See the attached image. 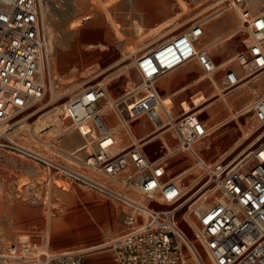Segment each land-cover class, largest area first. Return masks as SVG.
Returning a JSON list of instances; mask_svg holds the SVG:
<instances>
[{"label": "built area", "instance_id": "obj_1", "mask_svg": "<svg viewBox=\"0 0 264 264\" xmlns=\"http://www.w3.org/2000/svg\"><path fill=\"white\" fill-rule=\"evenodd\" d=\"M66 1L0 0V124L9 126L0 129V140L17 123L12 121L18 113L38 105L46 95L48 81L42 78V67L54 55L55 44L44 9L63 8ZM228 2L239 17V30L248 33L250 40L236 60L264 74V11H254L249 0ZM203 35L204 26L197 22L142 54L135 65L143 82L115 104L122 115L125 104L127 120L147 116L155 130L178 139V149L193 156L191 167L203 181L197 190L212 184L220 191L221 199L197 215L192 237L180 223L184 193L170 176L166 161L150 159L141 142L117 151L116 135L102 117L103 85L86 88L66 104L76 128L93 123L98 131L92 151L83 154L86 147L73 152L59 148L51 157L14 140L6 144L18 155L50 172L62 173L72 183L123 208L126 230L108 244L118 264H188V253L199 264H208L204 255L209 264H264V142L237 162H208L197 149L209 135L199 113L186 111L183 104L180 116L171 115L157 88L163 76L193 61L206 74L218 72L214 57L198 46ZM241 81L239 72L226 69L220 80L222 91L235 90ZM249 111L264 125V80L263 92ZM88 252H53L26 241L20 247L11 246L5 258L24 264H88Z\"/></svg>", "mask_w": 264, "mask_h": 264}, {"label": "rangeland", "instance_id": "obj_2", "mask_svg": "<svg viewBox=\"0 0 264 264\" xmlns=\"http://www.w3.org/2000/svg\"><path fill=\"white\" fill-rule=\"evenodd\" d=\"M91 1L67 0L63 8L46 7L44 9V18L55 44L54 56L57 55V49L61 44H64L65 52L61 58L62 65L57 70H52V76H49L44 99L38 105L18 113L12 122L21 118L25 120L21 124L17 122L10 125L11 128L5 137L0 140V255L6 256L13 245L20 247L24 243L21 242L24 240L22 239L24 236H28V241L37 246L58 252L86 249L91 245L110 241L126 230L125 215L120 205L72 183L62 173L48 171L6 146L10 140H14L51 157H55V150L59 148L67 152L71 151L73 147L67 146L65 143L63 129L55 133L48 130L43 131L42 138L34 132L36 127L50 122V118L60 113L63 115L59 116L66 117L64 126L66 128L72 122L67 115L66 104L76 94L84 92L90 86L101 84L106 90V97L102 99L100 106L105 108V113L108 111L120 113L115 109L114 104L121 101L125 97V92L130 88L143 82L135 65L136 59L170 36L186 30L197 22L205 24L206 35L201 41L205 47L222 36H213L211 27L229 13L234 17L230 20L231 29H236L237 34L223 44L219 51L215 52L214 49L211 55L217 62L232 57L235 59L227 66L218 69V77L223 78L225 70L228 68L240 71L242 90L247 92L243 97L234 101V107L253 105L263 92L264 74L258 75L259 71L250 67H241L236 60L237 54L246 49L245 40L248 38V33L239 30L238 16L229 5L228 0H222L223 2L221 0H148L152 4H162L161 7L164 11L162 15L169 10L162 18L160 15L157 17L160 19L151 21L145 20L143 14L140 13L144 6L148 7V3L144 0H101L104 2L102 4L108 5L115 21L121 24L125 39L120 42H118L115 30L105 11L103 9L100 11L94 3L91 4ZM218 1H221L220 4ZM76 2L81 6H78ZM249 4L254 11H262L264 8V0H249ZM76 20H82L83 27L78 26L75 29H70V25ZM162 22L166 23L161 29L148 33ZM139 23L144 27L142 32L138 31L136 26ZM96 24L103 26L108 32L107 48H103L101 45L90 46L88 45L91 41L89 36L82 37L85 29ZM167 24L168 26L164 27ZM170 30H172L171 33L163 36ZM132 45H137L139 50L133 55H130L129 52L130 56L125 58L127 47ZM127 65L129 67H126ZM189 66L199 67L203 73L196 61L177 69L176 73ZM164 78L160 79V82ZM203 83L207 85L208 90L197 100L199 106L195 104L196 106L191 110L186 108V111L198 110L197 113L209 127V135L205 140L209 139L212 142V147L210 149L203 148L201 153L208 162L218 161L226 164L237 162L264 142V125H259L254 113L248 111L243 114L244 116L224 125L217 132H213V122L228 115V108H223L220 104L222 94L228 92L222 91L219 83V87H217L208 79ZM254 88H257V93L253 90ZM218 90L220 92L217 96L206 100L211 93ZM239 90L236 88L232 93ZM189 92L182 93L180 97L189 95ZM251 92L252 94H249ZM210 102H213V105L206 108ZM177 107L179 108V106ZM121 108H124V115L121 116V119L124 120L126 117L125 104ZM214 109H219V114L213 118L211 112ZM22 124H24V128H21ZM7 127H9L7 124H0V129ZM76 129L78 130V128ZM261 135L263 137L250 151L244 150ZM32 136L40 139H33ZM83 140L80 139V141ZM45 141H49L50 145H46ZM155 145L159 147V154L166 153V149L159 141ZM171 145L173 148L176 147L178 139L171 138ZM149 146L154 148V146ZM149 146L147 147L149 148ZM91 149L93 150V148ZM180 154L181 152L176 151L164 159L170 164V167L173 165L170 176L183 168V166L178 169L174 168L180 164ZM61 160L66 161L64 157ZM193 163L194 158L190 156L186 165ZM197 175L198 172L195 170L191 176L185 179V183H188L191 178H196ZM202 182L200 181L196 189ZM210 188H213L212 184L204 190ZM136 196L140 195L136 194ZM197 198H192L179 211L180 223L190 237L193 236L195 226L187 223L184 212L190 210V205ZM186 199L188 197L184 196V201ZM215 202L213 197L207 207L212 206ZM191 215L198 222L194 212ZM88 251V264H118L108 245ZM188 256L190 258L189 253ZM189 258L187 257L188 264H199L195 258ZM0 264L10 263L6 261L5 257H0Z\"/></svg>", "mask_w": 264, "mask_h": 264}, {"label": "bare ground", "instance_id": "obj_3", "mask_svg": "<svg viewBox=\"0 0 264 264\" xmlns=\"http://www.w3.org/2000/svg\"><path fill=\"white\" fill-rule=\"evenodd\" d=\"M221 1H218V3L220 4ZM92 3H94L96 7H99L98 9L100 11L102 9L105 11L108 19L111 21L112 26H113V28L115 30L114 32H115V34L117 36V39L119 40L118 42H120L121 40H124L125 39V35H124L123 31L121 30V24L119 22H116L115 21L113 14L108 9V5L102 4L104 2H102L101 0H92L91 1V4ZM76 4L78 6H81V4H79L77 2H76ZM262 11H264V8H263ZM231 19H234V17H233V15L231 13H229V14L225 15V17L221 20V22L224 21V22L230 23V20ZM81 22H82V20L73 21L72 24L70 25V29H75L78 26H82L83 24ZM136 26L138 27V31H141L142 32L144 30V27L140 23L137 24ZM164 27H166V26H164ZM51 29H52V27H51ZM159 29H161V28H159ZM158 30H155V31H158ZM148 33H152V31L151 32H148ZM166 33H164L163 36L166 35ZM236 34H237L236 29H230L224 35L219 36L218 38H216L215 41L212 40L213 42L212 43H209V45L205 46L204 48H206L209 51L210 54H211L212 51H214V49H215V52L216 51H219L220 50L219 48L222 47V45L225 44L227 41H229L230 39H232ZM86 35H88L89 36V39L91 40L88 43V45H90V46L101 45L103 48H107L108 47L109 36H108V32L103 28V26H101L99 24H96V25L90 27L89 29L88 28L85 29L84 30V35L82 37L85 38ZM103 41H105V42H103ZM245 41L248 44L250 43L249 38H247ZM127 50L128 51H125V58L129 57L130 55L135 54L139 50V48L137 47V45L136 46L135 45H132V46H128L127 47ZM64 52H65L64 44H61L59 46V48L57 49V55H55V56L53 55L54 58L52 56L51 59L49 60V62L46 63L44 65V67H42V78L43 79H45L46 81H48L49 80V76L50 77L52 76V70H57L62 65L61 58H62V55L64 54ZM129 52L131 53L130 55L128 54ZM52 58H53V60H52ZM234 59H235V57L221 60V61L218 62V65H219L218 67L219 68L225 67V66H227ZM126 67H129V65H127ZM258 75H261V73H259ZM209 76H211V75H209ZM207 77H208L207 74L200 73L199 75H197L196 79L197 80H200V81H204V80H206ZM213 85H216L217 87H219L218 86V81L215 78H213ZM242 86L243 85L240 84L237 87V89H240V90L237 91V92H235V93H232L230 91L228 93L222 94V99L220 98L221 99L220 100V102H221L220 104L222 105L223 108H225V107L228 108V115L226 117H224L223 119L216 120V121L213 122V124H212V130H213V132H217L224 125H227L230 122L238 119L240 116H242L243 114H245L246 112H248L251 109V107L254 105V104L253 105L251 104V105H247V106L241 107V108L234 107V105H233L234 104V101L237 100L238 98L243 97L246 94V92H247V91L242 90ZM218 89H220V88H218ZM253 90L256 91V93H257V88L256 89L254 88ZM219 92L220 91L218 90V91H215V92L211 93L206 98V100H210V99L214 98L215 96H217L219 94ZM249 94H252V92L249 93ZM166 102H167V100H166ZM212 105H213V102H210L207 105L206 108H208V107H210ZM84 110H88V108L85 107ZM55 113H56V111H55ZM211 113H212V117L214 118V117H216L219 114V109H214V110H212ZM60 114L63 115L62 113H60ZM60 114H58L55 117L50 118V120H51L50 122L43 123L41 126L36 127L35 128L36 131L34 133L39 134L41 136V138H42L43 137V134H42L43 131L48 130V131H51L52 133H55L56 131H59L60 129H63V136H65L64 141L69 140L72 143V146L71 147H73V148L69 152L81 150L84 147H86L85 149H88L86 151L91 150V145L93 144L94 140L93 139H90L88 137V135L85 134V137L87 138V141L85 143L80 142L79 141V138H78V134L75 132L76 127L74 126L73 122H71L65 128L64 126H65L66 117L63 116V118H62L61 116H59ZM24 120L25 119H22L21 118L17 122L19 124H21V123H23ZM112 126H113L114 129H119L122 126H127V122L126 121L125 122H120V123L118 122V123H116L115 125H112ZM21 128H24V124L21 125ZM130 135H132V133ZM148 136H150V135H148ZM248 136H249V134H248ZM263 136L261 135L260 138H258L257 140H254L253 142H251L244 150L250 151ZM38 138L39 137H36V136L33 137V139H36V140ZM154 139H157L162 144V147H164L165 149L167 147L169 148L168 150L166 149V155H164V156H165V158L168 157V156L170 157L171 154L174 152V150H173L172 147L169 146L168 143L162 141V139H163L162 132H160L159 130L154 131L153 132V135H152V139L150 141H152ZM45 144L46 145H50L49 141H45ZM149 145H150V142L147 144V146H149ZM200 146H201V149H203V148L208 149V148L212 147V142L209 139H207V140L202 141L200 143ZM29 148H31V147H29ZM234 149H236V148H234ZM182 159H184L183 156H180L179 157L180 164H181ZM180 164H177L174 168L175 169H178V167H179ZM190 173H191L190 169H188V167L186 166V167H183L181 170L177 171L172 176L175 179H177L178 183L181 185V189H182V192L184 193V196L185 197L186 196L188 197V199H186L184 201L182 207L188 201H190L192 198L198 197L190 205V210H187L186 212H184V216H185V219H186L187 223L192 224V226H195L196 227V225L198 223L193 218V216L191 215V213L194 212V215H196V216L197 215H201L202 212L205 209L208 208L207 205L210 203V201H211V199L213 197H214V200L215 201L221 199V193H218L219 191L216 190V188H210V189H207V190H204L205 189L204 188V189H201V190H197L196 189V186L200 182V178L199 177H196L195 178L197 180L191 179L188 183H185V179H187L190 176ZM25 184H27V183H25ZM200 192H201V194H200ZM143 198H144L143 196H139L138 197V199H141V200ZM22 239H24V240L21 241V242H26V241H28V236H24ZM109 242L110 241L107 240V241H104V242H101V243H98V244L91 245V246L87 247L86 249L87 250H95V249L101 248V247H103L105 245H108ZM189 255H190V258L191 257L192 258H195V256H193L191 254H189ZM0 257H5V255H0ZM188 258H189V256H188ZM207 258H208V256L204 255V259L209 264V258L208 259ZM188 261L189 260L187 259V262Z\"/></svg>", "mask_w": 264, "mask_h": 264}, {"label": "crops", "instance_id": "obj_4", "mask_svg": "<svg viewBox=\"0 0 264 264\" xmlns=\"http://www.w3.org/2000/svg\"><path fill=\"white\" fill-rule=\"evenodd\" d=\"M144 1H146L148 3V7L144 6V9H141L140 13L143 14V18L145 20H147V21L160 19V18H162L163 16H165L169 12V10L167 8L168 11L165 14L163 13V15H162V12H164L162 10V7H161L162 4L156 5V4H152L148 0H144ZM160 15H162V16L160 18H157ZM138 16H140V14H138ZM238 19H239V17H238ZM165 23L166 22H162L161 24H159L158 27H153L151 31L158 30L163 25H165ZM202 24L204 26V35L200 39V41L198 43V46L204 48V45H203V43L201 41L205 38L206 30H205V24L204 23H202ZM231 24L232 23H227V22H224V21H222V22L218 21L217 23L213 24L212 27H211L213 36L225 34L226 32H228L231 29V27H232ZM239 25H240V20H239ZM167 26L168 25H166V27ZM223 29H225V30H223ZM222 31H224V32H222ZM171 32H172V30L167 31L166 35L171 33ZM166 35H164V36H166ZM224 52H225V49H224ZM136 61H137V59H136ZM188 64L189 63H187L185 65H188ZM185 65H183L180 68H183ZM198 65H200V64L198 63ZM180 68H177V69H180ZM200 68L202 69L201 65H200ZM177 69H175L173 71H170L168 74H166L164 76L165 78L162 77L164 79L161 80V82L159 80V82H158L159 85L157 84V88H158L160 96L163 99L167 100V102H166L167 108H168L169 112L171 113V115H173L175 117H178V116H180L182 114V112H183V104L185 106V109L188 108V110L193 109L196 105L199 106L197 100L200 97H202L205 94V92L208 90L207 85H205V83H203V81H200V80L196 79L197 75L202 73L200 71L199 67L189 66L185 70H182V71L176 73ZM234 70H236L237 72L240 73L239 70H237V69H234ZM202 71H203L204 74H206L203 69H202ZM167 75H169V76H167ZM207 75H208V77L206 78V80L208 79V80H210L213 83V78H215L218 81L219 86H220L221 78L218 77V72L216 74H214V75H211V76H209V74H207ZM188 91H190L189 95H185L183 97H180V95L182 93H185V92H188ZM126 93L127 92H125L124 96L126 95ZM178 97H180V98H178ZM177 106H179V108ZM114 107H115V109L118 110V108L115 106V104H114ZM104 109L105 108L103 107L102 117H103L104 122L106 123V125L116 135V138H117V151H122V150L130 147L133 143H137V142L140 143L141 142V143H143L144 153L150 159H154V160L161 159V158L165 159L164 155H166V153L165 154H163L164 152L161 153V154L158 153L159 147L155 145L158 142L157 139H154V140L150 141L152 139L153 132L156 131V130H155V127H154L153 123L151 122V120L147 116H142V117H139V118L133 119V120L132 119L131 120H127L124 117V120H123V119H121V116H123L122 113H118L117 111L112 112V113L110 111H108V113H105ZM196 111H198V110H196ZM125 121L127 122V126H122L119 129H114L113 126H112V125H115L118 122H125ZM203 122L206 125V127L209 129V127L207 126L206 122L204 120H203ZM151 126H153V127L151 128ZM77 128H78V130L76 129L77 130L76 133L79 135L78 136L79 141L82 138L84 140L80 141V142L85 143L87 141V138L85 137V134H87L88 137L93 139L94 142H95V144L91 145V148L94 149L95 145L97 144V140H98V131L96 130L94 124L93 123H88V124H86L84 126H81L80 128L79 127H77ZM160 132H162V134H163L162 141L168 143L169 146L173 148V146L171 145V138H176V137L172 136V134L170 132H166V131H160ZM131 133H132V135H130ZM148 135H150V136H148ZM149 142H150L151 146H154L153 149L151 147H149V148L147 147V144ZM65 143L66 144L68 143L67 146H72V143L69 140H66ZM178 147H179V141H178V145L173 148L174 152H176V151H179V153L181 152L179 157L183 156V158H184V159H182V161H181L182 163L179 165V167L180 166H183V167L187 166L188 169H190V171H191V173H190V176H191L194 173V171H195V170H193V167H191L194 163L193 164H189V165H186V163L189 162L190 156L191 157H193V156L190 153H188V152L180 151L178 149ZM210 148H208V149H210ZM166 149L168 150L169 148L167 147ZM197 149L201 153L202 149H201L200 143L197 145ZM89 151H92V149L89 150ZM83 154H86V150H83ZM166 165H167V168H168V171H169V174H170V171L173 169L172 168L173 165L171 164L172 166L170 167V164L167 161H166ZM171 177H173V176H171ZM191 179L197 180L195 178H191ZM137 197H139V196H137ZM6 261L8 263H10V264H19V263H12V262L8 261L7 259H6Z\"/></svg>", "mask_w": 264, "mask_h": 264}]
</instances>
